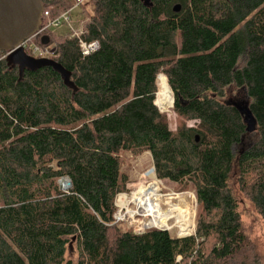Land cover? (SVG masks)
I'll use <instances>...</instances> for the list:
<instances>
[{
  "label": "trees",
  "instance_id": "trees-1",
  "mask_svg": "<svg viewBox=\"0 0 264 264\" xmlns=\"http://www.w3.org/2000/svg\"><path fill=\"white\" fill-rule=\"evenodd\" d=\"M78 1L41 0L43 24L76 8L89 18L51 57L76 90L51 67L20 78L0 52V264H70V244L76 264H261L232 181L264 225V0ZM79 40L98 49L84 56ZM160 75L175 131L155 104ZM233 88L256 120L251 135L222 102ZM123 153H149L158 180L194 193L192 236L114 223Z\"/></svg>",
  "mask_w": 264,
  "mask_h": 264
},
{
  "label": "rangeland",
  "instance_id": "rangeland-1",
  "mask_svg": "<svg viewBox=\"0 0 264 264\" xmlns=\"http://www.w3.org/2000/svg\"><path fill=\"white\" fill-rule=\"evenodd\" d=\"M81 14L82 12L79 8L74 9L70 14V18H71L70 27H68L66 24L61 22L60 26L51 29L52 36H49L48 34L42 35V37L48 36L50 38V44L46 46L47 47L46 49H48L47 51L49 52L48 59H51V57L53 56V52L57 44V41L63 39H69L70 37H72L73 33L82 35L87 32L88 29L87 27L90 21L87 16H84V14H82L83 15L82 16ZM158 77L160 78L164 76L160 75ZM159 78H157L158 85H159ZM244 100H246V95L243 92L237 91L236 89L233 88L226 93V96L224 99H222V102L238 103L239 101H244ZM155 104L157 107H159L156 101ZM171 107L172 108L170 109L167 108L164 109L158 108V109L160 110L161 113H163L166 116L169 129L171 131H175L179 128L182 122L173 113V100ZM188 125L191 126L193 125V123H188ZM252 141L253 138L249 137L244 141V145H249L252 143ZM238 150L239 148H234V152H237ZM120 158H121V172L126 177V184L124 187L125 189L121 194L127 195L129 198H132L133 194L135 193V191L138 190L139 187H141V190H143L144 186L152 183L150 179L145 178L146 171L149 170L151 167H153L151 155L149 153H144L139 156H134L129 153H123L121 154ZM160 182L161 184L159 185V192L161 191L160 197L162 198V201L161 200L159 201V205L161 209L163 211H167L170 209V207L178 206V209L182 213L190 217L192 223L190 230L188 232L179 234V230L177 229V227H175V223L172 220L168 224L169 230L167 232L172 237H178L180 235L182 237L186 235L192 236L195 232V217L197 214V204L194 193L191 190L181 191L179 187L168 182H164V181H160ZM232 184L237 197L238 212L240 214L244 232L248 237L253 254L258 258L261 264H264L263 222L261 220V217L255 210V208L251 204V202L247 199L246 195L241 191L239 185L237 184V181L233 180ZM58 188L61 192L67 191L62 187L61 180L58 182ZM130 212H136L135 206L133 205L130 206ZM144 214L146 216L135 217L133 219L134 223L132 222L133 223L132 225L129 226V224L126 223V225L132 230L133 233H136L137 231L142 229V224L144 225L145 223H149L151 221L150 218L147 216V214L146 213ZM128 222H131V220H129ZM76 261H77V251L75 245L70 244L65 254V262H69L70 264H76Z\"/></svg>",
  "mask_w": 264,
  "mask_h": 264
},
{
  "label": "water",
  "instance_id": "water-1",
  "mask_svg": "<svg viewBox=\"0 0 264 264\" xmlns=\"http://www.w3.org/2000/svg\"><path fill=\"white\" fill-rule=\"evenodd\" d=\"M144 3L149 6V0H145ZM179 9V5L174 7L175 12H178ZM42 11L41 0H0V52H7L6 62L8 66L18 68L20 78L25 70L33 72L42 67H51L60 75L67 88L76 90L70 80V74L57 63L51 59L30 57L22 47V44L31 39L37 32ZM49 44L50 38L48 36L40 38L41 46L46 47ZM181 103L185 105V103ZM227 104L232 105L242 117L246 134H253L257 123L249 108L233 102ZM67 185V189H70L69 181ZM181 237L180 235L177 238Z\"/></svg>",
  "mask_w": 264,
  "mask_h": 264
},
{
  "label": "built area",
  "instance_id": "built-area-1",
  "mask_svg": "<svg viewBox=\"0 0 264 264\" xmlns=\"http://www.w3.org/2000/svg\"><path fill=\"white\" fill-rule=\"evenodd\" d=\"M82 0H79L78 3H81ZM76 8V7H74ZM73 10L70 11V13H66L61 15L59 18L50 21L48 20V22L46 24H43L44 20H47L49 18V12L45 11L43 9L41 17H40V25L38 27L37 32L35 33V36H39L43 33H47L50 32L51 29L56 28L58 26L61 25V22L66 24L68 27H70V22H71V18H70V14ZM81 35H78L76 33L72 34V37L75 38H80ZM32 37V38H33ZM30 39L25 41L22 44V47L25 51V53L27 55H29L30 57H33L35 59H48V55L49 52L47 51L48 49H46L47 47L44 46H38V45H34L29 43ZM79 48L82 52V54L84 56H87L93 52H95L98 49V43L96 42H92V43H85L81 40H79ZM145 178H148L151 180L152 183L147 184L146 186H142L143 190H141V187L138 188L137 191H135V193L133 194L132 198H129L127 195H118L116 198V207H117V212L114 215V223H127L130 225H132L134 223L133 219L135 217H143L146 216L143 212L142 206L143 204L147 203V201L150 199V201L154 200V197H156V200L159 202L160 200L162 201V198L160 197L161 194L159 192V185L161 184V182L159 180H157L156 174H155V170L153 167H151L149 170L146 171L145 173ZM61 182H66L68 183V180H61ZM150 188H154V193L152 196H146L142 198V191L147 192L148 190H150ZM65 190H68L67 187L64 188ZM129 199V200H128ZM133 205L135 206V210L136 212H130V206ZM139 212V213H138ZM129 220H131V222H128ZM133 222V223H132ZM145 223L144 225L142 224V229H140L139 231L136 232V234H141L144 233L146 230H149L151 228H155V229H159V230H163V231H168L169 229H165V228H156V227H146Z\"/></svg>",
  "mask_w": 264,
  "mask_h": 264
},
{
  "label": "bare ground",
  "instance_id": "bare-ground-1",
  "mask_svg": "<svg viewBox=\"0 0 264 264\" xmlns=\"http://www.w3.org/2000/svg\"><path fill=\"white\" fill-rule=\"evenodd\" d=\"M159 78V77H158ZM159 92L156 99V103L158 104L159 109H170L172 108V94L169 90H167L164 77L159 78ZM172 98V99H171ZM62 187H68L66 182L62 183ZM154 188H150L147 192H142V198L146 196H152L154 193ZM169 208V207H168ZM143 212L147 214L150 218V222L146 224V227H161L168 229V224L170 221H174L175 227L179 230V234L186 233L190 230L191 227V219L188 215L182 213L178 206L170 207L169 210L163 211L159 205V202L154 197V200L147 201V203L142 206ZM188 236V235H186Z\"/></svg>",
  "mask_w": 264,
  "mask_h": 264
}]
</instances>
